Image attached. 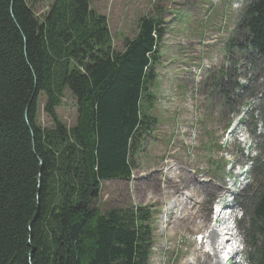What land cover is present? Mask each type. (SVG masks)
<instances>
[{
  "label": "trees",
  "instance_id": "16d2710c",
  "mask_svg": "<svg viewBox=\"0 0 264 264\" xmlns=\"http://www.w3.org/2000/svg\"><path fill=\"white\" fill-rule=\"evenodd\" d=\"M245 2L240 47L264 61V0ZM165 28L145 15L117 51L92 0H0V264H149L152 211L95 203L103 181L131 177L157 122L144 105ZM66 93L72 126L57 111ZM251 203L264 264V191Z\"/></svg>",
  "mask_w": 264,
  "mask_h": 264
},
{
  "label": "rangeland",
  "instance_id": "374dc122",
  "mask_svg": "<svg viewBox=\"0 0 264 264\" xmlns=\"http://www.w3.org/2000/svg\"><path fill=\"white\" fill-rule=\"evenodd\" d=\"M245 1L92 0L93 9L107 17L117 51L136 36L139 19L145 15L162 19L166 27L151 88L153 101L144 105L157 122L136 153L131 177L103 181L95 203L103 212L137 207L152 211L155 243L149 264L196 263L199 255L220 258L219 240L213 246L206 237L213 227L216 204L231 191L235 197L229 199L234 197L238 238L243 243L242 264H257L249 210L255 194L264 191V99L257 103L259 116L251 123L245 112L264 90V61L253 50L240 47L246 33L239 29ZM45 103L42 95L39 116L47 126L51 122ZM74 103L66 93L57 110L68 126L77 119ZM244 116L247 127L239 126L240 130H250L253 138L238 135L237 140L229 131ZM237 172L245 173V185L234 186ZM216 187L221 190L216 192ZM188 196L208 216L205 227L193 226L200 224V218L182 229L171 223L182 215Z\"/></svg>",
  "mask_w": 264,
  "mask_h": 264
},
{
  "label": "bare ground",
  "instance_id": "6f19581e",
  "mask_svg": "<svg viewBox=\"0 0 264 264\" xmlns=\"http://www.w3.org/2000/svg\"><path fill=\"white\" fill-rule=\"evenodd\" d=\"M196 63V62H195ZM192 72V71H191ZM194 73V72H193ZM262 99H264V90L262 91V92H260V93H258V95H257V97H255L254 99H252L253 101L251 102V107H250V109L248 110V111H246L245 113H249V115H250V123H251V121H253V119H255V118H258V116H259V105L257 106V103L259 102V101H262ZM247 109V108H246ZM245 110V109H244ZM247 117H243L242 119L241 118H239L238 119V122H236V123H233V125H232V127H231V129H230V131H229V133L230 134H233V136L235 137V138H237V140L238 139H240L239 137H238V135H240V137H244L245 135H247L249 138H253V135H252V137H251V132H250V130H248V129H246L247 131H245V130H240V127L239 126H242V125H245L246 127H247V119H246ZM233 121V120H232ZM258 136V135H257ZM246 139L247 138H244V140L243 141H246ZM248 145V144H247ZM247 147V146H246ZM253 147V144H252V146H250V148H252ZM248 149H249V146H248ZM250 150V149H249ZM247 154V153H246ZM249 157L247 158L248 160H250V159H252L253 158V156L252 155H248ZM247 160V161H248ZM243 169V168H242ZM240 173H243V172H240ZM195 176V175H194ZM244 176V175H243ZM190 177V176H189ZM169 178V177H168ZM196 178V177H195ZM194 178V179H195ZM170 180V179H169ZM200 186V185H199ZM170 188L171 187H169V190H170ZM181 188V187H180ZM172 189V188H171ZM173 190V189H172ZM215 190H217L216 192H218V190H221V188H219V187H216V189ZM178 191H180V189H178ZM181 198V197H180ZM188 198V200H187V202L185 203V206H182L183 208H182V210H181V213H182V215L181 216H179L178 218H175V219H173L172 220V224L176 227V229H182V228H185L189 223H192V224H194V222H195V220H197L198 218H200L201 219V222H200V224L199 225H196V224H194L193 226H195V227H198V228H202V227H205L207 224H208V221H209V218H208V216L207 215H202L201 213V211L197 208V205H196V203H194V201H195V199H194V197H192V196H188L187 197ZM181 201V200H180ZM181 208V207H180ZM170 217V216H169ZM174 217V216H173ZM197 228V229H198ZM179 233V232H178ZM219 235V231L217 230V229H212L211 231H210V233L208 234V236L206 237L207 238V240H209L210 241V243L214 246H216V243H217V241H218V236ZM237 238H238V235H237ZM203 243H204V241H202V245H200L201 247H200V249H202V246H203ZM216 248V247H215ZM203 254H205L206 255V253L204 252ZM197 256V255H196ZM198 257V261L196 262V263H191V262H189V263H187V264H224L222 261H221V259L219 258V256L218 255H215V256H210V255H207V256H201V255H199V256H197Z\"/></svg>",
  "mask_w": 264,
  "mask_h": 264
}]
</instances>
